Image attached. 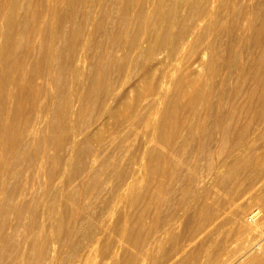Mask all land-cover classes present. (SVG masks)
<instances>
[{"label": "rangeland", "instance_id": "obj_1", "mask_svg": "<svg viewBox=\"0 0 264 264\" xmlns=\"http://www.w3.org/2000/svg\"><path fill=\"white\" fill-rule=\"evenodd\" d=\"M125 1L115 24L72 36L83 74L59 84L89 99L61 104V128L77 120L79 151L56 152L52 208L36 199L51 167L36 179L0 264H264V0H149L119 29ZM96 53L116 54L113 68Z\"/></svg>", "mask_w": 264, "mask_h": 264}, {"label": "bare ground", "instance_id": "obj_2", "mask_svg": "<svg viewBox=\"0 0 264 264\" xmlns=\"http://www.w3.org/2000/svg\"><path fill=\"white\" fill-rule=\"evenodd\" d=\"M135 2L136 0H127V3L125 1L123 15L120 17L119 25L117 24L119 29H124L128 24H136L148 14L149 7L147 9L145 6L148 5L145 4L149 3V0H141L140 9L133 16L131 10H133ZM116 3L113 0H0V219H3V226L0 229V232L1 230L3 232V235L0 236V249L7 247L6 239L15 229L14 219L19 220L18 217L25 214V210L30 207L32 201L35 202L36 199L40 201L42 196L48 204L50 203L51 208L58 201L59 187L56 182L58 167L54 160L56 152L64 146L63 143L67 140L68 156L65 160L67 161L74 156L76 151H79L80 147L76 140L80 132L77 120L70 122L66 127L64 126V129L61 128L62 120L67 116V113L62 110L63 108L61 109V104L68 108L76 101L84 102L89 99L88 93L83 89L81 90L84 92L80 90L81 86L76 87L75 90H67L65 86L59 84V79L65 71L71 75L72 82L81 78L83 74L82 62L85 60V56L77 53L79 52L77 43L75 44L72 36L77 31L81 34L88 30L86 40L88 41L97 30H102H100L101 24L107 21L111 22L114 18L112 14L115 11L114 4ZM25 8L28 10L27 12ZM31 11H34L33 14H37V16L26 15ZM117 16L115 17L118 20ZM110 17H112L111 20ZM114 20L113 23L111 22L112 24H115ZM30 23L33 24L32 32L30 34L27 31L30 35L27 36L25 42L26 31L24 29ZM93 25L94 27H92ZM103 27L107 28L104 25ZM260 29V33L263 34L264 25ZM104 31L105 33L101 34L102 39L110 36L108 35L109 30L108 32L106 29ZM79 32L77 33L79 34ZM112 32L114 33V31ZM75 36L74 38L79 37L77 34ZM75 41L77 42V40ZM85 42L83 44L87 43ZM261 52L262 60L264 58V43ZM94 55L97 56V61L100 59L105 61L104 68H101L103 72L113 68L116 54L101 55L96 53ZM94 66L98 67L96 64ZM13 68L16 70V74H10ZM101 77L104 78L105 74ZM97 82L98 77H94L91 81V86L96 90ZM100 82L99 84H102V79ZM88 91L90 92V90ZM248 97H251L250 94ZM29 107L34 111L32 115L29 114ZM107 111L109 108L105 109V112ZM65 163L64 167L67 168L68 162ZM25 164H27L26 171ZM47 167H51L52 176L47 181L48 186L45 187V191L43 190L40 197L35 199L34 193L37 190L34 189L35 192H33V186H37L36 179L41 177V173ZM38 182L40 184V179ZM39 190L36 195L39 194ZM10 218H13L12 222ZM59 221L61 222V220ZM61 227L64 229L66 225L63 224ZM69 232L67 231L65 234ZM62 233L61 230V235ZM37 236L41 238L38 234ZM56 236L58 235L56 234ZM36 241L38 240L36 239ZM37 246L39 247V245ZM261 257L263 256L261 255ZM251 260L253 259L251 258Z\"/></svg>", "mask_w": 264, "mask_h": 264}]
</instances>
